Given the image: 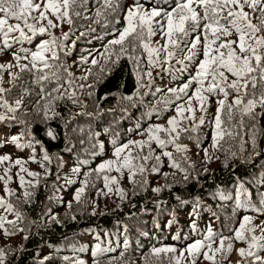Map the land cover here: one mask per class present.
Masks as SVG:
<instances>
[{
	"label": "trees",
	"instance_id": "1",
	"mask_svg": "<svg viewBox=\"0 0 264 264\" xmlns=\"http://www.w3.org/2000/svg\"><path fill=\"white\" fill-rule=\"evenodd\" d=\"M136 2L159 5L167 10L175 6V0H136ZM132 4L133 0H120L119 9L110 13L105 12L103 0H99V3L97 0H88L83 8L77 9L81 12V16L71 17L73 20L71 26L66 22L56 21L51 13L48 14L49 18L59 25L56 28H48L47 31L52 36L62 38L70 28L74 33L69 40L64 41L67 54L57 49L59 60L64 62L73 76L68 77L63 70L59 72V83L63 85L60 93L64 94V98L52 101L55 115L49 111L48 118L45 119L43 105L46 100H41L40 105H37L39 86L33 84L32 73L21 72L19 67H12L3 72L2 86L6 90L12 89L6 98L10 103H14L23 96L24 107L16 115L27 123L0 122V151L8 154L11 151L25 150L24 153L31 152L27 155L32 157L38 152L35 159L43 157V161L39 164L30 165L34 170L26 169L25 172H20L18 166L12 164L11 171L19 173V176L11 177L10 181L8 177L7 186L13 187L11 192L16 194L0 197L10 202L14 210L21 213L22 219L17 220L15 215L10 216L3 208H0V216L6 217L7 220H17L18 228L23 229L17 231L6 224L5 227L9 231L15 232V235H10L7 239L4 236V229H0V248L6 253L5 264H76L77 260L83 261V264H169L170 258L173 259V264L177 258L179 264H191V257L184 250L194 241L202 240L209 226L215 233L224 237H234V232L230 229H238L244 216L254 217L253 223L256 225L264 219V216L258 215L255 211V208L260 207L261 194H264V108L259 106L253 114L247 116H243L240 110L234 108L231 120L225 109L222 114L224 121L222 127L230 131L231 135H224L219 139L218 147L215 149L212 147V133L215 128L217 104L208 103L207 112H201L197 108L194 112L195 119L184 122V127L197 125L195 132L182 134L178 141L184 147L190 146L191 153L187 151L177 153L173 145L165 149L172 152L181 169L187 170L190 174L188 180L184 179V171L176 170L173 174L174 170L169 167L168 159L162 157L159 162L160 172L146 173L148 184L145 187L130 183L127 170L117 172L116 167H112L110 171L106 170L109 177L117 179V183L110 181L112 192H108L104 187L105 173H101L100 178L97 179L96 173L93 172L91 183L82 194V202L77 203L73 199L76 190L83 184L84 173L96 169L100 164L98 159H101L108 150L113 153L114 139L118 144L128 140L147 141L146 130L150 125L158 124L166 128L168 119L176 115L175 105L163 111L162 103L155 104L156 99H163L161 94L155 98L146 97L147 107L139 104L133 107L128 101L118 103L122 95H132L137 86L134 67L127 56L121 58L115 66L106 65L107 73L100 71V67L105 65L100 53L104 52V47L111 39L116 38L110 33L123 27L122 16ZM98 9L102 13L100 17L96 16ZM84 16L89 18L85 19ZM116 20H119V23H116ZM10 23L16 22L10 21ZM253 23L258 24L260 21L253 20ZM35 26L37 29L41 26L46 27L47 21L37 22ZM25 31L27 32V29ZM81 32L84 33L83 36ZM118 34L119 32L116 31V36ZM50 39L51 36L47 33L43 36L37 34L32 43L14 44L11 50L0 53V64L15 65L17 62L12 59L13 51L20 49L27 52L35 51L36 44ZM73 41H75L74 46ZM159 41L163 42L161 39ZM155 42L157 40L153 37L152 43ZM115 47L118 51L119 46ZM138 52L143 53L146 65L147 53L143 49H138ZM21 55L23 56L24 52H21ZM7 56L9 61H5ZM45 56H50V53H45ZM81 57L89 62L82 63ZM178 57L183 60L184 54H178ZM92 58L97 59L99 64L91 65ZM199 59H203L201 52ZM58 62L52 61V63ZM198 62L194 60L184 72L179 71L181 67L179 64L175 65L171 73L161 72L159 68L151 69L155 78L153 89L159 87L167 93L169 88L178 87L187 80L189 74L195 73V64ZM19 63L26 64L28 61L21 59ZM164 68L167 69L168 65H164ZM147 70V67H144V71ZM87 71H91L92 74L87 81L81 80L80 77L86 75ZM9 72L17 76L14 83L10 81ZM68 79L73 80L71 87L66 83ZM144 82L147 83V77H144ZM81 84H91L92 88L80 89ZM45 86L51 89L56 87V84L46 83ZM25 88L30 90V95L24 93ZM145 91L147 89H140V94L143 95ZM230 93L227 104H232L235 98L232 90ZM72 94L79 103L68 99ZM52 95L56 96L57 93L53 92ZM256 95H264V87H259ZM217 99H223V96L219 94ZM124 108L127 109L126 114L122 111ZM153 108L156 111H152ZM3 112L4 109L0 108V113ZM78 113L80 115H77ZM185 115L189 114L185 113ZM201 116H204L203 124H199ZM241 121L243 127H240ZM139 129H143L145 134H138ZM49 130L53 131L55 138L47 135ZM158 135L167 139L164 132ZM12 136H22L20 143L25 146L32 141L39 143L34 144V151L28 146L29 149L25 147V149H17L10 142L5 143ZM197 140L203 141L199 147ZM151 147L155 150V155H160L161 150L154 141ZM204 149H207L210 155L207 164H212L213 157L218 161L217 167L210 168L206 163L197 162L199 156H205ZM128 151L135 156L141 152V149L132 147L126 150L121 154V162ZM143 152L146 154L148 147H145ZM44 154L53 156V162H46ZM133 163L140 164L142 161L134 160ZM155 164L157 161L153 158L148 162L147 167L151 169ZM77 167L80 168L79 174L73 172ZM28 172L38 175L31 177L27 175ZM164 174H168L166 179ZM20 176L25 180V188L32 193L30 203H25ZM135 179L140 182L142 177L137 174ZM69 181L74 182L69 183ZM241 183L247 190V199L251 201L252 206L237 209L234 213L235 190ZM117 187L123 190L124 199L116 193ZM153 188H160L161 191L154 193ZM98 190H103L105 195L98 196ZM222 195L231 198L222 200ZM69 202H71L70 208ZM94 208L95 214H93ZM49 210H51L50 215H45ZM52 215L55 216V221L50 218ZM92 235L98 238L97 243L91 244ZM245 235L250 241L252 235L260 237L264 234L257 228L255 233L246 231ZM173 236L177 239L173 240ZM96 245L104 251L94 258L92 250ZM218 245L219 240L213 243L212 247L216 248ZM232 245V251L226 260H222L219 253L216 254V264H250V257L241 258L237 255V250L240 248L248 250V244L232 239ZM167 246L174 247L176 252L161 253L159 256L152 254L153 248ZM204 250L207 251V248ZM181 251H184V257H180ZM251 251L255 252L257 249L253 248ZM259 254L264 256V252ZM45 257L48 259L45 260ZM64 257H68L69 260L66 262ZM202 258V255L199 256L196 264Z\"/></svg>",
	"mask_w": 264,
	"mask_h": 264
},
{
	"label": "snow or ice",
	"instance_id": "2",
	"mask_svg": "<svg viewBox=\"0 0 264 264\" xmlns=\"http://www.w3.org/2000/svg\"><path fill=\"white\" fill-rule=\"evenodd\" d=\"M87 2L88 0H0V41H2L0 43V53L11 50L14 44L23 42L32 43L37 34L43 36L47 33L51 36L50 40H43L36 44L35 51L27 52L24 49L13 51L12 59L17 62L15 65L12 63L0 64V108L4 109V112L0 113V122L14 121L18 124L27 123V121L18 118L16 115L24 107L23 96L15 100L14 103H10L6 95L10 94L12 89L6 90L2 86L3 72L12 67H19L21 72L32 73L33 84L39 86L37 105H40L41 100L47 101L43 105L45 119L48 118L47 114L49 111H52L53 115L56 114L52 101L64 98V94L60 93V88L63 85L59 83V72L63 70L67 73L68 77L73 76L64 62L59 60L57 49L67 54L64 41L69 40L74 33L70 28L69 32L64 33L62 38L52 36L47 31L48 28H56L59 25L54 23L48 14L51 13V16L56 21H60L61 23L66 22L71 26L73 24L71 17L73 15L80 17L81 12L77 9L83 8ZM97 3H99V0H97ZM103 6L105 12L114 13L120 7V0H103ZM245 9L250 11H246ZM33 13L36 15H33ZM101 15L102 13L98 9L96 16L100 17ZM84 18L88 19L89 17L84 16ZM30 20L33 22L30 23ZM253 20H259L260 23H253ZM10 21H15L16 23L13 24ZM42 21H47V26H41L37 29L35 24ZM124 22L125 26L122 29L116 30L119 32L118 36H116V31L110 33L116 38L111 39L108 45L104 47V52L100 53L105 61V65L100 67L101 73L108 72L106 65L112 64L115 66L121 58L127 56L133 64L137 86L132 95H122L118 103L128 101L133 107H136L138 104L147 107L148 102L145 99L146 97L151 96L155 98L158 94H161L163 99H156L154 101L155 104L162 103L164 105L163 111H167L171 105H175L176 115L168 119V127L166 128L158 124L150 125L146 130L148 135L147 141L128 140L125 143L118 144L114 139L113 156L116 159L104 161L96 169L84 173L83 184L76 190L73 197L77 203L82 202V194L91 183L93 172L96 173L97 179L100 178L101 173H105L103 176L104 187L107 188L108 192L113 191L110 181L111 183H117V179L109 177L106 174V170L110 171L114 164L116 165L117 172L128 171L130 183L145 187L148 184L146 173H159V162L162 157H166L169 161V167L174 170L173 174H175L176 170L184 171V179L188 180L190 174L187 170L181 169L180 165L175 161L173 153L165 149L169 145H173L177 153L187 151V148L178 143V141L182 134L189 131L195 132L197 125L193 124L190 127H184V122L195 119L194 112L197 108L201 112H207V101L210 96L223 95V99H217L216 101L215 128L212 133V147L214 149L218 147L219 139H222L224 135H231L230 131L222 127L224 124L222 114L225 109H227L229 120H231L234 108L240 110L243 116L253 114L257 106L264 108V95H256V90L259 87H264V0H175V6L171 10L164 9L159 5L140 4L136 0H133V4L124 14ZM116 23H119V20H116ZM105 24H107V17H105ZM25 29H27V32ZM13 33H17L18 35L13 36ZM28 33H31V35ZM158 34L163 42L157 41L153 44L152 38ZM233 34L237 38L235 40L228 39ZM83 35L84 33L81 32V36ZM201 36H203V42L201 41ZM201 43L203 44V59H199ZM72 45H75V41L72 42ZM115 46H119L118 51ZM138 49H143L147 53L146 65L144 64L143 53L138 52ZM21 52H24L23 56ZM45 53H50V56L46 57ZM178 54H184L183 60L179 59ZM21 59L27 60L28 63L20 64L19 61ZM194 60L199 61L195 64V73L189 74L187 80L178 87L169 88L167 93H164L159 87L153 89L155 78L152 75L151 69L159 68L161 72L168 71L171 73L175 65L179 64L181 66L179 71L184 72ZM52 61L59 62L52 63ZM81 61L82 63L89 62L83 57H81ZM90 63L96 66L99 64V61L92 58ZM164 65H168V68L165 69ZM144 67H147L148 70L144 71ZM91 74V71H87L86 75L80 77V79L87 81ZM9 77L13 83L17 79V76L10 72ZM144 77H147V83L144 82ZM229 77H233V79L230 80ZM46 83H55L56 87L48 89L45 86ZM66 83L71 87L73 80L68 79ZM193 85H195V88H193ZM84 87L92 88V85H79L80 89ZM142 88L147 89L143 95L140 94V89ZM228 89H231L235 93L232 104L226 103L228 96L231 94ZM53 92L57 93V95L53 96ZM24 93L31 94L27 88L24 89ZM68 99L73 100L74 103H79L78 99L74 98V94L69 95ZM193 100L196 101L195 106L193 105ZM151 110L156 111L155 108ZM122 111L125 114L127 113L126 108L122 109ZM185 113L189 115H185ZM77 115H80V113ZM203 123L204 116H201L199 124ZM240 127H243V121H241ZM161 132L166 134L167 139H163L158 135ZM138 134L144 135L145 131L139 129ZM47 135L55 138L51 130L47 132ZM21 138L22 136H12L5 143L10 142L17 149H23L25 145L20 143ZM153 141L161 150L160 155H155V150L151 147ZM36 143H39V141H32L27 146L32 147L34 151V144ZM202 143L203 141L197 140L198 147ZM253 144L255 146L254 141ZM132 147L140 148L141 152L133 156L128 151V154L123 156L121 162V154ZM145 147H148L146 154L143 152ZM204 152L205 157L208 158L207 149H204ZM257 155H259L258 152ZM153 158H155L157 164L149 169L147 167L148 162ZM44 159H49L47 154L44 155ZM10 160L11 157L9 155L0 156V163ZM134 160L142 161V163L135 164L133 163ZM14 163L20 166V172L26 171L23 167L24 161L20 158H17ZM41 166L43 167V165ZM8 171L9 169H5L6 176L8 175ZM73 172L79 174L80 168H74ZM137 174L142 177L140 182L135 179ZM17 175L19 176V173ZM27 175L37 177L38 174L28 172ZM167 175L164 174L165 179ZM8 179L10 181L11 177L9 176ZM19 179L20 186L24 189L23 196L25 203H30L32 193L25 188L23 176H20ZM72 182L74 181H69V183ZM7 183L8 181L5 182V194L15 195L16 193L8 189ZM115 191L120 195L121 199L125 198V194L121 188L117 187ZM152 191L159 193L161 189L153 188ZM235 192L236 206L233 209L234 213L237 209H246L252 206L251 201L247 199L248 193L242 183L237 186ZM97 195H105V193L103 190H98ZM242 197L245 198L242 199ZM230 198L221 196L222 200ZM68 206L69 208L71 207V202H69ZM0 208L14 214L17 220L22 219L21 213L15 211L14 206L10 202L0 199ZM50 211L45 213V215H50ZM255 211L258 215L264 216V194H261L260 207L255 208ZM93 214H95V208L93 209ZM50 218L53 221L56 220L54 215L50 216ZM253 219L254 217L246 215L243 217L238 229H230V231L234 232V237H224L222 234L215 233L211 226H209L207 234L204 235L202 240L194 241L184 250L191 257V264H196L197 258L201 255L205 260L216 264L215 257L217 253L220 254L222 260H226L233 248L232 239L244 241L248 244V250L245 248L237 250L238 256L241 258L250 257V264H264V256L259 254L260 252H264V235L260 237L252 235L250 241L245 235L246 231L255 233L257 228L264 234V219L261 220L259 225L254 224ZM17 220H7L6 217L0 216V229H4L6 239L10 235H15L14 231H9L5 227L6 224L10 225L12 229L23 231V229L18 228ZM193 229L195 230L194 223ZM27 238L26 236L25 239ZM175 239L177 237L173 236V240ZM217 240H219V245L213 248L212 245ZM205 248H207V251L204 250ZM253 248L257 249V251H251ZM103 251L104 249L96 245L92 250V256L96 258ZM184 251H181L180 257H184ZM175 252L176 249L171 246L152 249V254L157 256L161 253ZM5 257L6 253L4 249L0 248V264H5ZM47 259L45 257V260ZM64 260L67 262L69 258L64 257ZM76 264H83V261L77 260ZM169 264H173L172 258L169 259ZM175 264H179L178 258L175 259Z\"/></svg>",
	"mask_w": 264,
	"mask_h": 264
},
{
	"label": "rangeland",
	"instance_id": "3",
	"mask_svg": "<svg viewBox=\"0 0 264 264\" xmlns=\"http://www.w3.org/2000/svg\"><path fill=\"white\" fill-rule=\"evenodd\" d=\"M246 11H250V10H248V9H245ZM127 11V10H126ZM126 13V12H125ZM122 24H123V27L125 26V22H124V15L122 16ZM122 27V28H123ZM121 28V29H122ZM157 41H159L161 38H160V35L158 34V35H156L155 37H154ZM237 37H236V35L235 34H233L231 37H228V39H232V40H235ZM201 41L203 42V36H201ZM200 52H201V54H202V52H203V44L201 43V46H200ZM202 57H203V55H202ZM5 61H9V57L7 56V57H5ZM4 81V80H3ZM228 91L230 92L231 90H229L228 89ZM221 96H223L222 94H221ZM217 98H218V95H212V96H210L209 98H208V101H207V104L209 103H213L214 105H216V100H217ZM193 104H196V101L195 100H193ZM25 148L26 149H29L28 147H27V145L25 146ZM25 148H23V149H25ZM187 148V152L188 153H191V147L190 146H188V147H186ZM212 151V150H211ZM25 152V150L23 151V152H15V151H11V153H8V154H6V153H4L3 151H0V156H2V155H9L10 157H11V160L10 161H5L4 163H0V178H3V179H0V197H5L6 196V194H5V192H4V188H5V182L7 181V178L10 176V177H18V175L16 174V173H14V172H12L11 171V168H13L12 167V164H15L14 163V161L17 159V158H20L22 161H24V163H23V167L25 168V169H28V170H34L33 168H30V165L31 164H39L40 162H42L43 161V157H41V158H38V159H35L36 157H37V153L38 152H36L35 153V155L32 157L31 155L30 156H28L27 154H29V153H31V152H26V153H24ZM42 153V152H41ZM203 154H205V152H203ZM45 155V154H44ZM49 157V156H48ZM53 156H51V157H49V159H45V161L46 162H48V163H50V162H53V158H52ZM34 158V159H33ZM196 158V157H195ZM116 158L113 156V153H111V150H108V152L101 158V159H98V160H100L99 161V163H102V162H104V161H107V160H115ZM210 159V155H208V158H206L205 156H199L198 158H197V162H199V163H201V164H205L206 163V165H208L210 168H213V167H217V164L216 163H218V161H216V159L215 158H213L212 157V164H207V161ZM18 166V168L20 169V166L19 165H17ZM112 167H116V165L114 164ZM165 166H162V168H164ZM5 169H9V171H8V175L6 176L5 175ZM8 187V189L10 190V191H12L13 190V187H9V186H7ZM10 216H14V214H12V213H8ZM98 241V238L96 237V235H92V237H91V239H90V242L91 243H94V242H97ZM215 260H216V257H215ZM182 264H186V263H182ZM198 264H212V262L210 261L209 263H208V260H205V259H201L200 260V262L198 263Z\"/></svg>",
	"mask_w": 264,
	"mask_h": 264
}]
</instances>
